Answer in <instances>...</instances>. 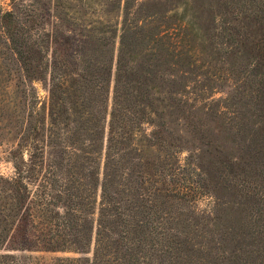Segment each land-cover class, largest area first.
Masks as SVG:
<instances>
[{"label": "rangeland", "instance_id": "1", "mask_svg": "<svg viewBox=\"0 0 264 264\" xmlns=\"http://www.w3.org/2000/svg\"><path fill=\"white\" fill-rule=\"evenodd\" d=\"M30 2L0 0V6L26 22L32 15L37 30L49 31L45 54L53 69L30 79L14 59H0V201L10 206L14 177L22 174L32 189L48 173L51 200L60 190L65 199L70 190L81 191L75 226L86 234L93 223V233L84 251L0 253L33 254L30 264H57L64 256L84 264L93 257L96 228L119 218L112 202L131 222L144 209L133 195L151 202L156 194L144 235L176 232L195 248L170 249L164 264H264V112L239 106L251 90L249 66L264 63L256 45H239V38L259 36V22L243 17L248 0H53L44 12ZM155 20L162 24L157 29ZM220 32L236 38L229 40L238 43L233 53ZM156 33L176 47L168 72L173 80L152 78L142 94L136 68L143 69L149 53L164 51L156 47ZM137 170L148 180L142 186H135ZM98 176L117 201L102 197ZM165 186L178 188L176 196ZM39 208L30 204L29 217L41 225ZM106 240L98 241L109 246L105 257L112 260L114 243ZM136 248L141 263L158 264L154 248L161 247Z\"/></svg>", "mask_w": 264, "mask_h": 264}, {"label": "trees", "instance_id": "2", "mask_svg": "<svg viewBox=\"0 0 264 264\" xmlns=\"http://www.w3.org/2000/svg\"><path fill=\"white\" fill-rule=\"evenodd\" d=\"M35 3H28L27 6L39 4L42 11L44 12L48 6L53 4V0H34ZM249 10L243 15L245 21L256 20L259 22L260 26L256 29L259 32L257 38L247 36L245 39L239 38V45L248 46L247 43L256 45L257 50L261 51L264 60V0H248ZM39 7V8H40ZM35 8V6H34ZM23 16H20L13 10H3L0 6V59L10 57L16 61L22 68L24 74L30 79L33 78L37 72L39 76L52 72V58H48L47 52L45 54V49L48 45L45 44V41H50L49 31L45 29L37 30L36 24L37 21L31 15V22H26L22 19ZM156 28H159L162 24H157ZM179 28L182 27V23H177ZM168 25V23H166ZM161 31V29H160ZM221 36L224 38V41L229 44L231 53L236 48L238 43L233 44L229 40L235 41L236 38H233L232 33L220 32ZM161 36V35H160ZM156 40V47L159 46L163 48L164 51L155 50L148 55L150 58L143 64V69L140 70L139 67L136 68L138 72L137 79L139 82H142V89L140 90L143 94V91L146 92L148 82L153 81L152 78H155L158 82L160 80L167 81L170 84V80L173 78L168 76L169 66L171 64L170 59L176 55V47L170 49L165 43L164 38L158 37V34L153 36ZM235 37V36H234ZM238 38V37H237ZM233 47V48H232ZM229 50V51H230ZM257 64L253 63L249 66L248 73L246 78L248 79L249 86L251 90L245 95L246 101L243 104H249L250 106L259 105L261 111L264 112V63H261L259 69L256 68ZM2 70L0 69V72ZM133 72V71H131ZM133 74V73H132ZM257 77V78H256ZM54 96L53 89L49 92L50 108L49 113L52 114V97ZM235 96V95H233ZM75 100H79L80 94L74 96ZM82 102V101H81ZM19 117V114H18ZM17 117V119H18ZM113 122L111 121L110 126L112 127ZM111 136H109L110 140ZM110 148V146H109ZM45 161V158L42 162ZM137 175L135 174V186L144 185L148 180H145L144 177L137 170ZM20 175V174H19ZM23 175L16 176L9 181L11 186V192L9 194L12 199L10 206V211L12 214H9L2 202L0 201V249H14L21 251H33V250H75V251H84L92 241L93 233V223L87 224L86 234L79 233V229L75 226V221L78 218L75 217L72 213L73 208L76 205V201L80 203L79 198H81V191L77 188L75 190H70L66 193V199L62 194V190L56 192L53 200L50 199V194L53 190L54 184L51 181L48 173L43 176L38 182L34 184V188L31 189L28 183L22 182ZM31 180L29 183L35 181V176H29ZM101 185V195L106 200L117 201V193L115 191H110L108 189L107 181L103 177L102 180H98L96 185ZM152 186V185H151ZM176 187V186H175ZM178 187V186H177ZM156 188V186H155ZM165 189L170 190V194L176 196L175 192L172 190V186H165ZM176 189V188H175ZM159 192V190L157 191ZM162 194V191H161ZM134 204L144 209L138 210V218L129 222L126 219L122 220L119 215L122 211L120 205L112 202V210L119 216L117 220L112 219L110 221H103L104 229L96 228L97 237L95 238V245L93 249V257L86 258L84 264H146L140 262V251L136 246H142L143 244L150 247L158 245L161 249L154 248L157 250L158 264H164L165 259L168 257L167 252L170 249H175L178 252L186 250H195L190 244V241L187 239V235L180 237L176 232H170L166 234L164 232L157 231L158 234L153 236H145L144 233L152 225V215L154 209L157 208V198L155 194V199L151 202H147L144 198L140 197L138 194L133 195ZM73 198H76L73 202ZM69 201V202H65ZM30 204L40 205L39 210H43L41 217V225H38L33 222L30 218ZM2 205V206H1ZM62 207L63 211L60 213L59 208ZM54 212L53 215H49L50 212ZM45 212L49 215H45ZM84 220H87V217H82ZM57 219V222H56ZM102 218L98 219L99 225L102 224L100 221ZM115 222L120 224L118 229L115 226ZM87 223V221H86ZM108 230H112L114 235H109ZM35 231H38L36 233ZM141 232L142 234L136 237V234ZM107 239L106 242L114 243L112 254L116 251V254L113 256L112 260L105 257V252L110 251L109 246L105 245L101 241ZM197 253L200 255V251L191 252V254ZM179 254V253H178ZM162 255V256H161ZM33 254L23 253L21 255H13L0 253V264H30V260H33ZM42 257V256H40ZM176 257V256H175ZM57 264H71L77 262L75 258L64 256L57 257ZM177 259V257H176ZM216 263L215 260H211ZM36 263V262H34ZM37 264H44L39 261ZM78 264V262H77ZM174 264H180L178 261H175Z\"/></svg>", "mask_w": 264, "mask_h": 264}]
</instances>
